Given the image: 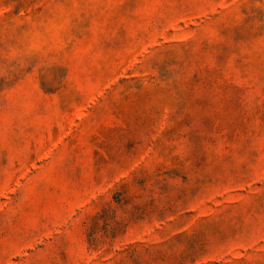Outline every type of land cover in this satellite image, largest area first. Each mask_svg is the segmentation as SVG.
<instances>
[{
    "label": "rangeland",
    "instance_id": "obj_1",
    "mask_svg": "<svg viewBox=\"0 0 264 264\" xmlns=\"http://www.w3.org/2000/svg\"><path fill=\"white\" fill-rule=\"evenodd\" d=\"M0 264H264V0H0Z\"/></svg>",
    "mask_w": 264,
    "mask_h": 264
}]
</instances>
